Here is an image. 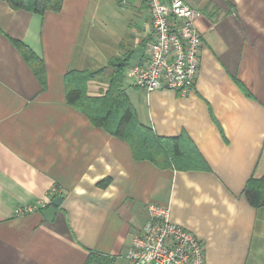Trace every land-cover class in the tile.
<instances>
[{
	"label": "crops",
	"instance_id": "0c3cea01",
	"mask_svg": "<svg viewBox=\"0 0 264 264\" xmlns=\"http://www.w3.org/2000/svg\"><path fill=\"white\" fill-rule=\"evenodd\" d=\"M184 1L202 13L203 36L186 95L149 93L130 76L146 56L147 0H64L45 15L0 0V264H131L150 203L169 206L197 236L206 264H264V207L245 195L264 176V0ZM12 39L44 61L45 84ZM119 56L129 60L125 89L141 123L186 137L179 165L137 159L67 101L68 73ZM110 75L91 81L89 95H104ZM25 206L35 209L18 215Z\"/></svg>",
	"mask_w": 264,
	"mask_h": 264
},
{
	"label": "built area",
	"instance_id": "2783aa9c",
	"mask_svg": "<svg viewBox=\"0 0 264 264\" xmlns=\"http://www.w3.org/2000/svg\"><path fill=\"white\" fill-rule=\"evenodd\" d=\"M150 35L146 56L130 70L134 85L149 93L173 90L186 95L197 83L203 36L197 28L202 13L184 0H147ZM46 208V205H42ZM25 206L18 215L33 212ZM150 220L132 238L131 264H206L204 244L190 230L174 223L170 207L148 205Z\"/></svg>",
	"mask_w": 264,
	"mask_h": 264
},
{
	"label": "trees",
	"instance_id": "16d2710c",
	"mask_svg": "<svg viewBox=\"0 0 264 264\" xmlns=\"http://www.w3.org/2000/svg\"><path fill=\"white\" fill-rule=\"evenodd\" d=\"M64 0H9L17 10H27L39 15L47 12H59ZM24 59L37 77L45 84L46 66L27 45L12 39ZM111 69L109 88L102 96L89 95V83ZM129 60L121 56L114 57L107 67L99 70L72 71L66 75L67 101L75 109L86 115L98 128L114 137L124 140L133 149L137 159L150 160L163 168L179 165L187 156L184 149L186 137L163 138L143 125L137 110L125 89ZM245 195L257 208L264 207V176L251 178L245 188ZM94 262L93 257L89 264Z\"/></svg>",
	"mask_w": 264,
	"mask_h": 264
},
{
	"label": "water",
	"instance_id": "95a60500",
	"mask_svg": "<svg viewBox=\"0 0 264 264\" xmlns=\"http://www.w3.org/2000/svg\"><path fill=\"white\" fill-rule=\"evenodd\" d=\"M61 201H62V197H58L56 198L52 205L45 211V215L50 219V220H53L56 216V213H57V207L60 206L61 204Z\"/></svg>",
	"mask_w": 264,
	"mask_h": 264
},
{
	"label": "rangeland",
	"instance_id": "374dc122",
	"mask_svg": "<svg viewBox=\"0 0 264 264\" xmlns=\"http://www.w3.org/2000/svg\"><path fill=\"white\" fill-rule=\"evenodd\" d=\"M146 49V48H145Z\"/></svg>",
	"mask_w": 264,
	"mask_h": 264
}]
</instances>
